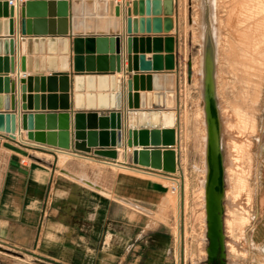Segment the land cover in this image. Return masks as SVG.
<instances>
[{
	"label": "crops",
	"instance_id": "1",
	"mask_svg": "<svg viewBox=\"0 0 264 264\" xmlns=\"http://www.w3.org/2000/svg\"><path fill=\"white\" fill-rule=\"evenodd\" d=\"M15 5L14 16L8 13L5 17L4 4L0 0V38L13 37L15 39L13 53L14 64H9L6 70L5 45L0 44V112L15 113L17 124V137L28 139V130L22 127L23 113H70V149L51 146L30 140L37 145H43L31 149L28 155H24L12 148L5 141L6 134L0 131V264H178L172 255L174 244V232L170 222L165 217V203L168 197V179L156 177L148 173H140L137 167L140 164H129L127 153L134 148L140 149L142 145L129 147L123 137L121 147L116 146L118 157L108 159L95 155L98 148H112L101 146L109 140V121L104 122L103 116H108L110 111L117 110L125 113L128 110V74H136L138 78L137 89L133 88V94H138L139 107L136 110H160V112H175L176 144L173 146L178 154V167H180V142L182 123V104L184 80V62L186 60V48L182 42V27L184 23L183 8L180 0H173L174 12L173 27L165 31L166 16L164 6H161V14L154 15L153 6H150V14H147V5L141 6L137 1V12L134 14V0H114L116 6H120V33H111L115 27V14L111 15L109 5H98L99 0H83L94 2L92 9L84 5L81 15L82 29L85 33L79 36L94 37L116 36L120 49V72H111L115 75L113 82L115 90H112V80L108 78L103 85L94 82L93 90L88 91L85 84L82 94L83 108H76L75 88L72 74L74 72V34L72 19L76 16L73 1L70 0V26L67 37L66 54L69 57V72H52L48 67V56H60V44L49 46L50 24L45 25L46 35H30L33 39L28 55V48H23L21 43V16L18 10V0H13ZM130 2V5H126ZM131 9L130 18L137 19V37H166L172 36L175 41L174 69H167L165 62L168 52L165 43L162 42V51L155 52L153 40L150 47L145 42L144 48H139L137 55L144 56L145 61L152 63L154 54H161L163 68L142 70L140 62L137 69L131 72L127 70V19L128 9ZM14 18V34H5V20ZM57 21L58 17H54ZM111 18L113 21L111 22ZM155 18H160L162 31L154 32L156 28ZM101 19V20H100ZM105 19V20H104ZM143 19V22H141ZM59 23H55L58 30ZM143 28V32H141ZM150 30V31H148ZM92 31L93 33H86ZM101 32V33H98ZM28 36V35H27ZM28 38V37H27ZM34 38L38 42L35 44ZM41 38L44 44L41 43ZM58 38V37H57ZM26 50V51H24ZM93 53H87L86 42L83 44V66L87 64L86 57H94V65H98V56H106V66L111 64V42L94 43ZM25 52V53H24ZM102 52V53H100ZM11 53V51H9ZM32 58V71L22 70L21 58ZM38 58V62H35ZM42 58L44 67H42ZM37 65V67H36ZM59 68L60 61L56 60ZM135 68V67H134ZM37 69V70H36ZM88 74V72H84ZM156 73L175 74L176 107H154V98H151L152 107H148L147 94L156 92L154 81H150L151 90H148L147 75ZM94 74H99L95 71ZM58 75V80L50 81L49 77ZM62 75H68V80H61ZM143 75L144 81L141 80ZM32 76V82L27 89L31 100L26 102L28 109L22 108V83L20 79ZM5 77L13 81V89L6 93ZM119 82V87H118ZM143 84V85H142ZM69 86V91H65ZM144 88V89H143ZM166 92V88L161 90ZM68 93L69 98H63ZM119 93V108H112L117 104ZM6 94L8 98L6 99ZM11 94H15V109H6V104H11ZM87 94H94V101H88ZM99 94H106V101L99 100ZM113 94V96H112ZM141 94L145 107H141ZM29 104H31L29 106ZM96 106L88 108V106ZM106 105L108 108H99ZM69 106V108H65ZM31 107V108H29ZM122 121H125L124 114ZM56 132L59 131L60 119H55ZM162 124V123H161ZM148 129L151 130V119L148 118ZM45 132H48V120L45 119ZM163 127L160 126L159 129ZM125 133V132H124ZM148 146H152L151 144ZM158 147L164 149V145ZM40 153L41 155H39ZM63 153L94 160V165L88 164L79 168L71 164L62 165L59 157ZM152 168V167H149ZM177 171L173 175H177ZM261 201L264 194H261ZM255 243L258 244L259 256L264 259V209L262 210L258 224L255 226ZM19 254V255H16Z\"/></svg>",
	"mask_w": 264,
	"mask_h": 264
},
{
	"label": "rangeland",
	"instance_id": "2",
	"mask_svg": "<svg viewBox=\"0 0 264 264\" xmlns=\"http://www.w3.org/2000/svg\"><path fill=\"white\" fill-rule=\"evenodd\" d=\"M180 1L186 48L180 167L177 180L166 181L164 206L174 232L172 255L178 264L208 263V126L203 103L210 46L228 153L223 200L225 264H264L254 240L264 209L260 199L264 194V0ZM59 161L79 168L96 163L75 155H60Z\"/></svg>",
	"mask_w": 264,
	"mask_h": 264
},
{
	"label": "water",
	"instance_id": "3",
	"mask_svg": "<svg viewBox=\"0 0 264 264\" xmlns=\"http://www.w3.org/2000/svg\"><path fill=\"white\" fill-rule=\"evenodd\" d=\"M4 4L5 17H8V13L14 16L15 5L10 3V0H2ZM147 5V14H150V6H153L154 15L161 14V6H164V11L166 16V26L165 31L168 32L173 27L172 15L174 12L173 0H141V6L143 3ZM94 2H84L83 0H74L73 6L75 9V17L72 19V27L74 34L78 35L74 38V51L76 55L74 56V72L73 82L76 91L75 94V105L76 108H83V100L86 95L82 94L84 91L85 84L88 87V91L93 90L94 82L97 80L100 85H103L108 78L112 80V90H115L113 82L115 81V75L109 74L108 72H120L121 68V56L120 49L118 48V37L116 36H99L94 37H82L79 36L85 31L82 29V18L78 17L81 15L84 5L87 8L93 7ZM109 5V11L111 15L115 14V27L111 28V33H120V6H116L114 0H99L98 5ZM70 0H22L18 1V10L21 16V43L24 49L28 48V55H30L31 44L33 39L30 35H46L45 25L48 21L50 24V35L53 38H48L49 46H54L56 42L60 44V56H48V67L52 72H69V57L66 55L68 53L67 49V35L69 34L70 26ZM134 14L136 15L137 1L132 2ZM126 5H130L127 2ZM131 9H128L127 19V51L126 58L128 60L127 70L131 72L133 69H137L138 62H140V67L142 70L150 69V65L156 70L162 69L164 66L162 64L161 54H154L152 57V63L144 60V56L137 55L139 48L143 49L145 42L147 47H150V41L153 40L154 51L161 52V43H165L166 51L169 53L166 56V68L174 69V54L175 41L174 37L166 36L154 37H137V19L130 18ZM54 17H58L57 21ZM111 18V22L113 21ZM101 20V19H100ZM105 20V19H104ZM59 23L58 30H55V23ZM143 22V19H141ZM156 28L154 32L162 31L160 26V18H155ZM5 34H14V18H7L5 20ZM143 28L141 32H143ZM150 31V30H148ZM86 33H93L92 31H87ZM101 33V32H98ZM28 35V36H27ZM28 37V38H27ZM58 37V38H57ZM41 43L44 44L43 38H41ZM97 40L99 44H106L108 40L111 42V53H117L111 55V64L106 66V56H98V65H94V57L87 56L85 59L87 64L83 66L84 57L82 56L83 44L86 42L87 53H93L94 43ZM4 42L5 45V62L6 70L9 69V64L11 66L14 64V58L9 56L13 53L15 39L13 37L0 38V44ZM35 44L38 42L37 38H34ZM11 51V53H9ZM26 51V50H24ZM25 53V52H24ZM102 53V52H100ZM60 61V66L57 68L56 60ZM44 60L42 58V67H44ZM32 58L30 56H23L21 58L22 70L28 69L32 71ZM35 62H38V58H35ZM37 67V65H36ZM135 67V68H134ZM37 70V69H36ZM191 70V68H190ZM97 71L99 74H94ZM84 72H88L85 74ZM191 72V71H190ZM58 75H53L49 77L50 81L58 80ZM138 76L136 74H128V110L125 113L121 111L112 110L108 116H103V121H109V140L103 142L101 146L112 148H98L95 150V155L105 157L108 159H116L118 157V152L116 146L121 147L123 144V137L126 134V141L124 142L130 148L136 146L137 144L142 145L140 149L134 148L129 150L127 153V161L129 164H140L145 167H152L156 169H162L169 173H175L178 167V154L175 147L176 144V129H175V112L173 109L169 111L160 112V110H136L139 107L138 104V94H133L132 90L135 87L137 89ZM142 82L144 81V76L141 75ZM61 80H68V75H62ZM0 77V81H1ZM6 93H10L13 87V81L8 77H5ZM148 80V90H151L150 81H154V90L156 92L147 94L148 97V107H152L151 98H154V107H163L166 105L169 108L176 107V92H175V74H162L156 73L152 76L147 75ZM22 83V108L28 109V104L26 103L31 97L27 95V89L30 87L32 82V76L27 78L23 77L20 79ZM143 85V84H142ZM119 87V82H118ZM69 86H67L65 91H69ZM166 88V92H162ZM144 89V88H143ZM216 84L214 78V68L210 65L206 68V88L204 94V103L206 110V119L208 126V162H209V173L207 177L206 184V209H207V224L208 230L207 235L209 238V245L207 247V258L209 264H225L226 263V245H225V233H224V173H223V162L220 147V121L218 117V107L216 101ZM64 98H69V94H63ZM8 94H6V99ZM100 101H106V94H99ZM113 96V94H112ZM117 96V104H112V108H119V93ZM146 95L141 94L142 102L141 107H145L144 98ZM1 98V97H0ZM88 101H94V94H87ZM31 104H29L30 106ZM15 94H11V104H6V109H15ZM96 106H88V108H95ZM99 108H108L106 105H99ZM31 108V107H29ZM65 108H69L66 106ZM2 109V108H0ZM124 114L125 121H122ZM58 117L60 119L59 131L56 132L55 119ZM48 120V132H45V119ZM148 118L151 119V130L148 129ZM162 123V124H161ZM162 126V129L159 127ZM22 127L28 130L27 137L32 141H36L42 144H48L51 146H58L63 149H70L71 144V134H70V113L69 112H49V113H23L22 115ZM0 131L4 132L7 136L11 138L16 137L17 124H16V114L15 113H2L0 112ZM125 132V133H124ZM152 145L151 147L148 145ZM163 144L164 149L158 147ZM12 147V145H10ZM40 147V146H36ZM20 153L27 155V152L23 149L16 148Z\"/></svg>",
	"mask_w": 264,
	"mask_h": 264
},
{
	"label": "built area",
	"instance_id": "4",
	"mask_svg": "<svg viewBox=\"0 0 264 264\" xmlns=\"http://www.w3.org/2000/svg\"><path fill=\"white\" fill-rule=\"evenodd\" d=\"M18 1H22V0H18ZM13 0H10V3L13 4ZM5 141H7V143L9 145H12V148L16 149V148H20V149H23L27 152V155L29 154V151L31 149H35L36 146H43V145H37V144H34L30 141V139H24V138H19L16 137L15 138H11L10 136H5ZM138 171H144V172H147L148 174L150 175H153V176H156V177H161V178H166L168 180H177L176 179V175H173L174 173H169V172H166L162 169H156V168H149V167H137L136 168Z\"/></svg>",
	"mask_w": 264,
	"mask_h": 264
},
{
	"label": "bare ground",
	"instance_id": "5",
	"mask_svg": "<svg viewBox=\"0 0 264 264\" xmlns=\"http://www.w3.org/2000/svg\"><path fill=\"white\" fill-rule=\"evenodd\" d=\"M204 24V23H203ZM214 68V55H213V52L210 50V46H208V50L206 52V59H205V69L207 68L208 65H210ZM215 71V69H214ZM206 72V70H205ZM203 73V72H202ZM214 78H215V75H214ZM216 84V83H215ZM205 88H206V73H205V78H204V94H205ZM216 95V93H215ZM64 98V97H63ZM216 101H217V96H216ZM218 102V101H217ZM202 103V102H201ZM204 106H205V103H203ZM218 107V105H217ZM220 107V106H219ZM218 117H219V121H220V147H221V154H222V162H223V173L224 175H226V171H227V163H228V153L226 151V144H225V136H224V133L225 130L223 131V124H222V117L220 115V112H219V108H218ZM68 156V154L66 153H63L62 154V157H66ZM63 159V158H61ZM63 161V160H62ZM60 162V161H59ZM66 162V161H65ZM63 163V162H62ZM207 163H208V173H209V162H208V153H207ZM142 174L144 173H147V172H144V171H138ZM208 177V176H207ZM177 182V181H176ZM179 184V182H177ZM206 184H207V180H206ZM224 198H225V193H224ZM223 206H224V203H223ZM207 211V209H206ZM207 224V223H206Z\"/></svg>",
	"mask_w": 264,
	"mask_h": 264
},
{
	"label": "flooded vegetation",
	"instance_id": "6",
	"mask_svg": "<svg viewBox=\"0 0 264 264\" xmlns=\"http://www.w3.org/2000/svg\"><path fill=\"white\" fill-rule=\"evenodd\" d=\"M207 264H209V262ZM216 264H218V263H216Z\"/></svg>",
	"mask_w": 264,
	"mask_h": 264
}]
</instances>
